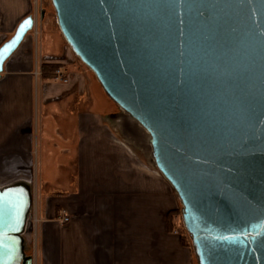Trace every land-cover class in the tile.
Returning <instances> with one entry per match:
<instances>
[{
  "label": "water",
  "instance_id": "1",
  "mask_svg": "<svg viewBox=\"0 0 264 264\" xmlns=\"http://www.w3.org/2000/svg\"><path fill=\"white\" fill-rule=\"evenodd\" d=\"M52 3L75 55L148 133L199 264H264V0ZM35 26L0 48V74ZM27 204L0 189V264L20 261Z\"/></svg>",
  "mask_w": 264,
  "mask_h": 264
},
{
  "label": "crops",
  "instance_id": "2",
  "mask_svg": "<svg viewBox=\"0 0 264 264\" xmlns=\"http://www.w3.org/2000/svg\"><path fill=\"white\" fill-rule=\"evenodd\" d=\"M33 12V0H0V48L36 20L0 74V189L28 200L18 264H197L188 238L168 229L175 190L112 122L116 104L96 76L74 69L57 22ZM43 65L72 70L69 83L36 78Z\"/></svg>",
  "mask_w": 264,
  "mask_h": 264
},
{
  "label": "rangeland",
  "instance_id": "3",
  "mask_svg": "<svg viewBox=\"0 0 264 264\" xmlns=\"http://www.w3.org/2000/svg\"><path fill=\"white\" fill-rule=\"evenodd\" d=\"M33 3H34L33 14L35 17L38 18V20H40L41 18H45L48 15H51L53 17L52 18L53 22H57V24H58L56 12H55L52 0H33ZM77 59L79 60L78 57H77ZM79 62H81V61L79 60ZM81 63H78V65L74 69L78 70L79 67H81V69H79V72H85L89 77L93 78L95 76L94 73L91 70H89V68H87L83 63L82 64ZM70 71H72V70H68L67 75L69 74ZM112 122H118L119 124H122L124 126L123 127V129H124L123 133L127 137H133L134 139H138L139 145L137 147L141 152L140 155L139 154L138 155L140 157H141V155L146 156L149 163H153L152 149H151L150 137H149L148 133L146 131L142 130L143 128L140 125H138L135 121H133L130 118V116H128L125 112H123L118 105L115 106V116H114V119L112 120ZM139 127H141L142 129H140ZM136 131H138L139 134H137ZM154 166H155V164H154ZM179 211H180V216H178L177 220H179V222L182 223V227H183L184 222L182 220V217H183V206H182V204L180 205ZM185 236L188 238L190 244L192 245L194 252H195L197 264H199L198 257L196 254V250H195V247L193 245L192 238H191L190 234L187 232L185 233Z\"/></svg>",
  "mask_w": 264,
  "mask_h": 264
},
{
  "label": "trees",
  "instance_id": "4",
  "mask_svg": "<svg viewBox=\"0 0 264 264\" xmlns=\"http://www.w3.org/2000/svg\"><path fill=\"white\" fill-rule=\"evenodd\" d=\"M61 67L58 66V65H43L42 66V77L44 79H47V80H55V73L57 70H59ZM178 216H180V211L179 210H174V211H171L169 214H168V229L171 231V232H182L183 233V236L185 238H187L185 236V233L187 232L185 226H184V223H183V227H182V223L179 222L178 219ZM182 220H183V217H182ZM188 233V232H187ZM185 244L186 241L184 240Z\"/></svg>",
  "mask_w": 264,
  "mask_h": 264
},
{
  "label": "built area",
  "instance_id": "5",
  "mask_svg": "<svg viewBox=\"0 0 264 264\" xmlns=\"http://www.w3.org/2000/svg\"><path fill=\"white\" fill-rule=\"evenodd\" d=\"M35 76H36V78L42 77V70L36 69ZM55 80H57L61 83H64V84L69 83L70 78L67 75V72L63 67H61L59 70L56 71ZM154 168L156 169L155 166H154ZM59 220L62 224H67L71 221V216L67 211H62Z\"/></svg>",
  "mask_w": 264,
  "mask_h": 264
},
{
  "label": "bare ground",
  "instance_id": "6",
  "mask_svg": "<svg viewBox=\"0 0 264 264\" xmlns=\"http://www.w3.org/2000/svg\"><path fill=\"white\" fill-rule=\"evenodd\" d=\"M140 129H142L141 127H139ZM142 130H144V129H142ZM145 131V130H144Z\"/></svg>",
  "mask_w": 264,
  "mask_h": 264
}]
</instances>
